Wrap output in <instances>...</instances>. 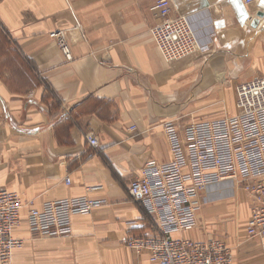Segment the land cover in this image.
Segmentation results:
<instances>
[{"label": "crops", "instance_id": "obj_1", "mask_svg": "<svg viewBox=\"0 0 264 264\" xmlns=\"http://www.w3.org/2000/svg\"><path fill=\"white\" fill-rule=\"evenodd\" d=\"M156 1L0 0V190L33 207L64 197L102 202L47 233L28 228L24 207L13 231L25 242L9 264H153L126 246L154 231L127 188L147 161L170 158L164 122L181 129L203 96L264 76V0H169L202 48L174 63L148 35L160 22ZM58 30L71 61L49 37ZM245 217L198 216L180 237L220 239L229 264H264V239L248 237Z\"/></svg>", "mask_w": 264, "mask_h": 264}, {"label": "built area", "instance_id": "obj_2", "mask_svg": "<svg viewBox=\"0 0 264 264\" xmlns=\"http://www.w3.org/2000/svg\"><path fill=\"white\" fill-rule=\"evenodd\" d=\"M254 1L243 0L245 4ZM153 5L160 22L148 35L165 62L174 63L202 50L188 17L171 16L169 0ZM65 36L62 30L49 34L64 60L71 61ZM234 91L233 114L195 120L181 129L174 121L164 122L170 158L162 163L147 161L127 188L128 197L141 205L154 229L151 235L126 239L135 255L146 253L153 264H229L231 254L220 239L180 237L197 226L200 191L226 180L243 183V191L251 199L246 233L264 239V76L239 83ZM85 140L90 147L98 145L92 133ZM64 181L69 184V177ZM100 203L78 196L33 207L24 204L17 193L0 190V264H9L22 244L13 230L20 225L24 207L28 228L47 233L68 226L74 216L89 215Z\"/></svg>", "mask_w": 264, "mask_h": 264}, {"label": "rangeland", "instance_id": "obj_3", "mask_svg": "<svg viewBox=\"0 0 264 264\" xmlns=\"http://www.w3.org/2000/svg\"><path fill=\"white\" fill-rule=\"evenodd\" d=\"M222 86L220 94H207V96L201 98L202 109L193 112V121L235 113L234 87L227 83H224ZM193 121H188L186 125L193 123ZM242 187L243 183L241 181L226 180L225 182L212 185L206 190L200 191L199 208L197 209L200 220L202 215H212L213 218L221 217V219H223L227 216H239V214L242 213L246 215V224L248 219L247 216L250 214L249 207L251 206V199L249 195L243 191ZM22 241L25 242V240ZM21 247L23 246H20V248ZM18 250L20 249L18 248Z\"/></svg>", "mask_w": 264, "mask_h": 264}, {"label": "water", "instance_id": "obj_4", "mask_svg": "<svg viewBox=\"0 0 264 264\" xmlns=\"http://www.w3.org/2000/svg\"><path fill=\"white\" fill-rule=\"evenodd\" d=\"M257 16H258V17H263V13L259 12V13H257ZM256 22H257V21H254L252 25H253V26H256V24H257Z\"/></svg>", "mask_w": 264, "mask_h": 264}]
</instances>
